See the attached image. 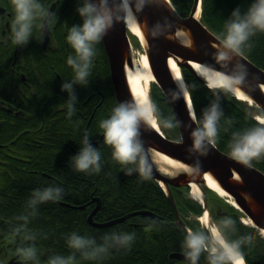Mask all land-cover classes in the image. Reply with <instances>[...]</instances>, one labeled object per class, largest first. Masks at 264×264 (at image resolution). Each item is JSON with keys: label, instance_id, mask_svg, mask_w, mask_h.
<instances>
[{"label": "trees", "instance_id": "trees-1", "mask_svg": "<svg viewBox=\"0 0 264 264\" xmlns=\"http://www.w3.org/2000/svg\"><path fill=\"white\" fill-rule=\"evenodd\" d=\"M60 1L39 0L48 10L52 3L56 4V8L55 22L50 27L51 40L47 46L48 51L44 52L41 39L32 37L30 41L32 46L29 48L33 51L37 50L34 54L38 60L37 66L44 68L43 78L47 77L46 84H40L36 90L38 103L30 100V105L33 103L32 110H29L32 114L23 117L24 123H18L12 119L18 116L8 111H0V141L8 143V152L3 157L0 156V264H7V260L16 255L18 247L31 244H34L37 249L40 264H47L48 256L60 255L71 250L66 240L74 232L83 237L93 238L97 243L101 242V237L113 232L135 233V239L130 248L119 251L110 250L101 261L81 260L77 254V264H182L171 260L169 253L184 249L182 245L186 234L183 231L177 232L171 226H169L171 231L165 230L166 227L160 222L154 223L152 219L145 216L139 218V223L144 224L148 221V225L155 227L154 230L144 229L145 232H143L140 228L128 229L126 222L99 228L88 222L89 212L95 207V203L91 202L92 193L99 195L102 200V209L95 216L97 223L119 219L133 210L151 209L168 215L174 214L168 197L165 192H162L159 184L151 176L150 179H143L135 171L127 175V169L113 159L111 155L113 150L105 149L102 152L101 168L98 173L87 174L74 170L70 157L76 153L71 146L83 147L80 141L89 115L93 112L92 109L97 103H101L86 132L90 139L98 140L103 133L99 127L100 122L109 118L118 104L114 86H112L108 56L101 39L95 45V56L92 60L88 84L75 87L79 112L75 111L73 116L69 117L66 111L56 107L59 100L68 97L66 92L61 91L62 83L71 82L74 77L66 71L65 75H62L63 79L55 78L49 67L63 65L65 58L75 55L67 41V36L74 24L82 23L76 8L82 4L83 0ZM172 1L182 17L189 15L194 0ZM253 2L254 0H203L202 21L223 39L226 33L225 24L232 11L238 7L243 14ZM33 33L35 34L34 30ZM250 43L252 47L250 50L246 48L244 55L258 68L264 69V33L258 32L251 38ZM10 54L0 53V67L3 69L0 70V86L2 80L9 83L5 70L7 57ZM45 60H48V66L44 64ZM184 71L199 123L204 109L213 101H218L220 104L223 117L220 120L216 140L219 150L230 154L233 133H242L253 127L264 126L262 122L255 119L246 103L230 93L210 89L196 75L186 69ZM41 74L40 69V75L37 78L30 76L28 79L32 83L37 81ZM56 92L63 98L57 96ZM152 96L158 109L157 116L162 129L170 137H178L179 129L174 112L169 101L156 85L153 87ZM165 120L171 121L174 126L164 127L161 121ZM106 147L111 148L108 145ZM252 165L264 173V157L253 160ZM48 187L62 188L61 198L37 205L35 216H31L32 210L27 205L32 192ZM209 192L213 198L212 214L217 223L221 224L226 218L234 221V226L225 230L227 238L234 241L243 236L252 235L253 243L243 245L241 249L245 260L247 264H264V239L258 236L255 229L241 224L240 211L214 192ZM174 197L181 214L193 213L199 216L203 213L202 205L192 199L187 188L183 191L178 189L174 192ZM68 204L74 207H66ZM81 207L85 209H79ZM217 210L226 212V215L219 216ZM23 215H29L25 231L35 235L34 241H25L21 238L22 234H14L15 227L24 225L23 221L17 219ZM188 224L193 229L195 225H198L194 222ZM204 254L207 258L206 252ZM206 260L203 258V263L208 264V259ZM29 263L34 264V262H27Z\"/></svg>", "mask_w": 264, "mask_h": 264}, {"label": "clouds", "instance_id": "clouds-1", "mask_svg": "<svg viewBox=\"0 0 264 264\" xmlns=\"http://www.w3.org/2000/svg\"><path fill=\"white\" fill-rule=\"evenodd\" d=\"M14 11L11 23L12 43L24 47L32 40L34 28L51 27L55 22V13L50 12L39 0H10ZM153 0H83L76 8L82 23L74 24L68 33L67 41L75 52L69 56L67 63L72 67L74 79L71 82H63L61 91L66 92L68 116L74 114V105L78 100L75 87L86 86L92 60L95 56V45L98 44L114 23L121 20H129L133 11H142ZM39 21V23H37ZM161 26H156L157 32ZM226 33L221 40V46L215 54V59L222 67H228L233 56H243L244 50L251 49L250 40L258 32L264 33V0H254L247 12L241 13L235 8L225 24ZM200 74L209 86L220 89L225 93H235L244 79L245 69L237 64L230 73L218 72L211 66H201ZM179 93L185 98L190 96L189 86L179 81ZM174 97L176 93L173 94ZM191 109V105H190ZM194 111V110H193ZM158 109L151 100H135L117 105L109 118L100 122L99 127L103 131L104 143L112 148L113 159L127 169L126 174L138 172L143 179H150L151 168L143 142L140 138L141 125L153 126L158 121ZM223 111L218 101H213L203 110L199 126L192 131L193 151L203 154L208 145H215L220 120ZM166 128H172L171 121H161ZM83 147L70 157L74 170L87 174L98 173L101 168L100 151L92 145L89 136L85 133ZM230 155L243 165L252 166L253 160L264 157V126H257L244 132L233 133L230 145ZM130 165L135 167H129ZM63 189L60 187H48L43 190H34L28 201V208L35 216L37 205L57 201L61 198ZM24 225L13 229L14 234L21 235L25 241H34L35 235L25 231L29 221V215L17 217ZM234 226L231 218H226L221 224H214L209 230L189 231L184 244L185 258L190 264H198L203 253H207L208 264H246L242 249L243 245H251L254 237L243 236L237 240H229L225 230ZM264 235V233H262ZM135 239V233L107 234L101 237V242L93 238L83 237L72 233L66 243L72 254L68 256L55 255L48 259L47 264H77L76 254L81 260L101 261L115 249L130 248ZM16 255L22 261L40 264L37 249L34 244L21 246L16 249Z\"/></svg>", "mask_w": 264, "mask_h": 264}, {"label": "water", "instance_id": "water-1", "mask_svg": "<svg viewBox=\"0 0 264 264\" xmlns=\"http://www.w3.org/2000/svg\"><path fill=\"white\" fill-rule=\"evenodd\" d=\"M199 1L195 0L193 9L188 18H183L173 9L168 0H153L145 6L142 11L133 13L141 24L147 36L148 59L159 86L170 100L176 122L181 135V140H171L163 136L161 129L155 126L141 125L140 138L143 142L151 176L158 181L169 185L181 187L191 182L202 185L204 175L210 173L218 182L219 186L234 200L253 223L264 230V173L253 165L248 167L233 159L231 155L220 151L215 145H208L205 152L193 151L192 131L199 125L195 118L194 108L187 99L179 93L178 84L172 74L169 59L173 58L180 67H186L193 74L197 71L192 62L203 66H211L216 71L230 73L237 64L243 65L245 79L238 86L245 95L264 110V69L249 60L246 56H233L228 67H222L215 59V54L221 46V40L210 31L200 19L196 17ZM95 2V0H93ZM55 4L50 7L54 12ZM161 26L157 32L156 26ZM185 29L191 40V45H185L176 38L178 31ZM45 38V45L50 40V27L41 29ZM105 50L109 57L111 79L114 86L117 104L133 102L135 98L129 86L125 66H132V50L127 33L125 20L118 21L107 31L102 38ZM202 80V79H201ZM203 81V80H202ZM174 93L176 96L174 97ZM190 101V100H189ZM191 105V109H190ZM167 156L185 166L190 171L177 170L166 165L167 169H174L179 177L173 178L163 174L158 165L153 161L152 153ZM169 201L174 209L178 223L185 228L183 220L180 219L178 209L171 191L168 192ZM207 204L206 198H204ZM100 206L90 215V223L99 228L110 227L122 223L127 217H121L109 222L96 223L93 216ZM137 214L154 218L150 211H140ZM132 214H129V217ZM173 258H182L180 254L172 255ZM18 258V256L16 257ZM13 258L8 264H16L17 259ZM199 263V261H198Z\"/></svg>", "mask_w": 264, "mask_h": 264}, {"label": "bare ground", "instance_id": "bare-ground-1", "mask_svg": "<svg viewBox=\"0 0 264 264\" xmlns=\"http://www.w3.org/2000/svg\"><path fill=\"white\" fill-rule=\"evenodd\" d=\"M58 2H61V1L58 0ZM201 13H202V11H201V8H200L198 14H196V17L199 18L201 16ZM126 23L128 25L129 31L131 33H133L134 36H137L139 38V40H141V42L144 45V47L147 48V45L148 44L146 42L147 41L146 31H145L144 27L141 24H139V22L137 21L136 17L133 14V12L131 14V18L129 20H127ZM185 31H186L185 29H180L178 31V35L176 36V38L179 39L185 45L190 46L191 45V40H189L190 37H189V35ZM32 37L35 38L36 37V34L33 33L32 34ZM37 39H39V38H37ZM44 41H45V38H44ZM48 43H47V45H48ZM47 45H45V46H47ZM29 51H31V50H29ZM29 51H26V53H30ZM31 53H34V52L31 51ZM107 56H108V54H107ZM30 57L31 56L27 55V58H30ZM34 57H35V55L32 56V58H34ZM67 60H68V58H65L64 59L63 65L49 67L51 69L52 73L55 75V78L63 79L62 78L63 77L62 75H65V72L66 71H68L72 75V77H74L73 69H72V67H69V65L67 63ZM108 60H109V57H108ZM0 62H1V58H0ZM168 62H169V65H170V69L172 71V74H173V76H174L177 84H179V81L180 80H183L182 77H181V72H180L181 71V67L175 62V60L173 58H171L170 61H168ZM49 63H50V61H49ZM44 64L48 66V60H45L44 61ZM109 65H110V62H109ZM192 65L195 68V70L198 72V74L200 76H202L200 74V71H201V66H203V65L196 63V61L195 62H192ZM40 69H41V72H42L40 78L37 79V81H32V83L30 84V89H29L30 90V94H28V97H29V100H31L33 103L34 102L35 103H38V100H39L36 97V90H37L38 86L40 84L41 85L42 84L45 85L46 84V80H47V77L46 78H43V74H44L43 73L44 72V68L43 67L42 68H38V66H37V67L33 68V71H32L31 76H35L37 78L40 75ZM52 73L50 72L49 74L52 76L53 75ZM110 73H111V69H110ZM126 74H127V78H128V81H129V86L131 88V91H132V94H133L135 100H140V101L151 100L150 95H149V87L151 86L152 83L155 82V77H154V75L152 73V70H151V67H150V63H149V59H148L147 55L146 54H142V57H141L140 62H136L135 59H134L133 60V63H132V66H129L127 64L126 65ZM2 81L3 82H2V84L0 86V99L4 101V100H6V98H5L6 95H10V93H11V96H13V91H11V89H10L11 86H10L9 83H7L4 80H2ZM207 82L209 84V81H207ZM56 94H57V96L61 97L57 92H56ZM230 94L233 95L234 97H236L238 100H244V101H250V102H252V100H249V98L245 95V93H243L239 89H237L235 91V93H230ZM61 98H63V97H61ZM67 98H63L62 100H59L58 103L56 104V107H58L61 110L66 111L68 113ZM186 99H187V101L189 103L190 102L189 101V97H187ZM116 101H117V99H116ZM33 103H32V105H33ZM46 104H43V105L45 106ZM29 105H30V101L24 102L23 105H22V107H23L22 112H20V115H17L18 118L12 117V119H14L15 122L18 121V123H21V122L25 121L23 119V117H25L26 115L30 114V111L32 110V105H30V106ZM100 107H101V103H97V105L94 107V109H92L93 112L91 113V115H89L90 117H89V119L87 121L88 123H87L86 127L84 128L83 136L81 137V141H80L81 144H83L82 142H83L85 133L88 130L87 128H89V125L91 123V120H92V118L94 116L95 111L99 110ZM74 109H75L76 112H79L77 102L74 105ZM258 120L260 122L262 121L264 123V116H258ZM4 126H5V124H4ZM153 126H155L156 128H159L158 127V123L154 124ZM10 134H12V133H10ZM103 138H104L103 133H102L100 139H98V140L90 139L89 138L90 139V142L92 143V145L94 147H96L100 151V155H102V152L105 149H109V151L112 150V148H107L106 147V145L104 144V139ZM71 149L75 153H77L80 148H75L72 145L71 146ZM7 152H8V143L1 142L0 141V156L3 157L4 154H6ZM111 155H112V151H111ZM153 160L155 161V163L158 164V166L160 167V169L162 171H164V172H166L165 171L166 165H168L170 167H173V168H175L177 170H183V171H187V172L190 171V170H188L189 168L187 166H185V165H183V164H181V163H179V162H177V161H175V160H173L171 158H168L167 156L161 155V154H155ZM204 176H205V182H206V184L212 190H214L220 197L227 199V201L231 205H233L236 208H238V206H236L237 204L234 202V200L222 189V187L219 186L218 182L213 178V176L210 173H207ZM163 186H165V184H163ZM159 187H161V186H159ZM191 187L193 189V191H192L193 195L198 200L201 201L202 200V191L199 188V186L196 185L195 183H191ZM161 190L164 193V190L163 189H161ZM101 201L102 200H101V197L99 195H97L96 193H92L91 202L92 203H95V207H94V209L91 212H89V215H88V222L89 223H90V220H89L90 215L97 208V205L100 206V209L98 210V212L102 209V202ZM168 201H169V199H168ZM66 207H74V206L68 204V206H66ZM79 209L83 210V209H85V207H81ZM172 210H173L174 215H172V214L171 215H168L165 212L164 213L156 212L155 210H151V209H148V210L147 209H144V210H133V212H129V213H127V214H125L123 216V217H127V218L122 223L126 222L127 223L126 224V227L128 229H131V228L135 227V228H140V230H142L143 232H145V230L146 231L154 230L155 227H153L152 225H148V221L145 222L144 224H141L138 221L140 217H143L145 215L137 214V212H140V211H149L150 212L151 211L154 214V216H155L152 219L153 222L154 223L160 222V224H162L164 227H166L165 230L169 229V226H171L177 232L178 231H183L182 225L179 224L178 223V219H176L177 216H176V213H175L174 209H172ZM98 212H96L94 214V216H93V221L94 222H96L95 221V216L97 215ZM154 212H156V213H154ZM129 214L130 215L132 214V216L129 217ZM145 217H148V216H145ZM179 217H180V215H179ZM148 218H150V217H148ZM202 222L204 223V225H207V226L209 225L208 213H206L203 216ZM244 223L247 224V225H253V223L251 222V220L248 217H246V216H245V219H244ZM169 230L171 231V229H169ZM262 233H264V231ZM71 254H72V250H68L66 253H63V254L61 253L60 255L68 256V255H71ZM77 254H79V253H77ZM55 255L56 254H53L52 256H55ZM52 256H48V257L50 258Z\"/></svg>", "mask_w": 264, "mask_h": 264}, {"label": "flooded vegetation", "instance_id": "flooded-vegetation-1", "mask_svg": "<svg viewBox=\"0 0 264 264\" xmlns=\"http://www.w3.org/2000/svg\"><path fill=\"white\" fill-rule=\"evenodd\" d=\"M13 18H14V11L10 0H0V53H11L9 57H7V68L5 72L8 74L9 77V83L11 86L10 89L11 91H13V96H11L10 93V95L5 96L6 100L3 101L0 99V111H8L9 113L17 116L20 115V112H22L23 110L22 107L23 103L26 101H30L28 94H30L29 89L31 82L28 78H30L33 68L37 67L38 60L35 57L32 58V56L35 53H37V50L33 51L31 48H29L32 46L31 42L24 47H20L12 43L11 23ZM37 23H39V21ZM33 30L35 31L36 37L41 39V45L43 47L44 52H47L48 45L45 46L44 44V37H42L43 35L41 29L34 28ZM29 50H31L34 53H31V51ZM26 51H29L30 53H26ZM39 52L41 53L40 50ZM27 55L31 56L30 57L31 59L27 58ZM0 70L2 71L3 69L0 67ZM177 190L178 189L173 188L174 192H176ZM180 190L183 191L184 189H180ZM206 194L207 192L205 191V195ZM206 198H207V204L212 205L213 203L212 196L210 194H207ZM186 227L188 226L186 225ZM194 227L196 231H198V229L204 231V229L198 225H195ZM191 229L195 231L193 228ZM183 232L187 236V233L184 228H183ZM205 233L207 234L206 231ZM173 253L180 254L182 258H173L172 257ZM169 258L173 261H179L182 264H190V261H188L185 258L184 250L170 252ZM203 258H205V260L207 259L204 253L201 255L198 264H206V262L203 263ZM18 259L21 260L20 257ZM22 264H25V262H23Z\"/></svg>", "mask_w": 264, "mask_h": 264}, {"label": "rangeland", "instance_id": "rangeland-1", "mask_svg": "<svg viewBox=\"0 0 264 264\" xmlns=\"http://www.w3.org/2000/svg\"><path fill=\"white\" fill-rule=\"evenodd\" d=\"M130 38H131V43L133 44L132 58H133V60L135 59L136 62H140L141 57H142V54H146L147 51L144 49L143 45L141 44V42H140V40L138 38L135 37V39H134L132 37V35H130ZM151 92H152V86L149 87V95H151ZM245 103L248 105V107H249V109H250V111L252 112L253 115H260V114H262V112L259 110V108L255 104H250L248 102H245ZM154 104H155V102H154ZM168 173L174 174L173 171H169ZM196 201H199V200H196ZM199 202L202 203V205H203V201L202 200L199 201ZM208 213H209V225L210 226H213L215 224L214 223L215 221L211 218L210 211H208ZM240 217H242V214L240 215ZM195 218L197 219V217H193V220L195 222H198V223L201 224L200 220H195ZM242 219L240 218V222L242 223V225H244V222H242L244 219L243 220Z\"/></svg>", "mask_w": 264, "mask_h": 264}]
</instances>
